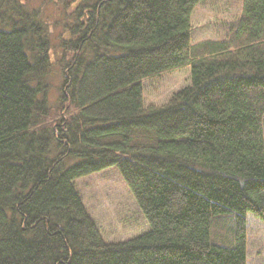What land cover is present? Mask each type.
<instances>
[{
	"label": "trees",
	"instance_id": "obj_1",
	"mask_svg": "<svg viewBox=\"0 0 264 264\" xmlns=\"http://www.w3.org/2000/svg\"><path fill=\"white\" fill-rule=\"evenodd\" d=\"M203 1L0 0V264H246L245 215L264 223V0L193 44ZM187 66L144 104L142 80ZM110 167L148 225L119 243L74 185Z\"/></svg>",
	"mask_w": 264,
	"mask_h": 264
},
{
	"label": "rangeland",
	"instance_id": "obj_2",
	"mask_svg": "<svg viewBox=\"0 0 264 264\" xmlns=\"http://www.w3.org/2000/svg\"><path fill=\"white\" fill-rule=\"evenodd\" d=\"M240 10L241 0H204L197 4L190 16L191 42L223 39L227 26L238 22ZM189 75L187 66L142 80L144 104L165 103L172 93L189 84ZM49 97L51 105H56V95L52 92ZM74 185L104 242H125L147 230L146 219L116 167L77 178ZM245 220L246 264H264V223L251 214L245 215Z\"/></svg>",
	"mask_w": 264,
	"mask_h": 264
}]
</instances>
